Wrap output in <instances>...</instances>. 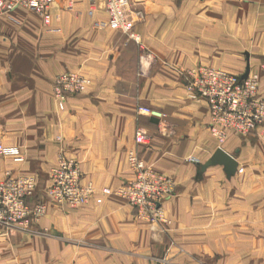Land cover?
<instances>
[{
    "label": "crops",
    "instance_id": "1",
    "mask_svg": "<svg viewBox=\"0 0 264 264\" xmlns=\"http://www.w3.org/2000/svg\"><path fill=\"white\" fill-rule=\"evenodd\" d=\"M129 1L137 40L108 25L102 0H76L72 6L54 2L53 32L25 8L0 16V144L25 156L17 162L0 155V179L7 172L34 175L47 188L51 169L64 155L78 159L85 181L99 189L77 208L58 205L41 190L31 200L47 201V212L35 225L51 233L27 246L36 248V264H158L174 244V253L179 247L191 250L192 236H201V186L228 172L220 164L203 170V163L222 148L239 162L234 172L239 174L243 152L248 158L261 138L256 131L231 134L227 146L220 147L210 131L208 103L188 97L184 73L205 59L201 27H213L231 49L219 58L236 61L217 67L236 75L256 71L264 96V0ZM68 71L83 73L93 83L85 94L68 97L62 110L53 81ZM140 127L150 133L149 144H137ZM132 149L148 167L176 182V195L164 202L169 226L152 228L126 200L102 193L133 177L127 162ZM251 158L247 170L255 165ZM245 214L248 219L256 214L261 220L257 233L264 235V209ZM230 233L237 235L238 227H230Z\"/></svg>",
    "mask_w": 264,
    "mask_h": 264
},
{
    "label": "built area",
    "instance_id": "2",
    "mask_svg": "<svg viewBox=\"0 0 264 264\" xmlns=\"http://www.w3.org/2000/svg\"><path fill=\"white\" fill-rule=\"evenodd\" d=\"M56 1L58 0H0V15L17 8H26L40 15L45 24L50 25L53 19L51 5ZM66 1L70 6L76 2ZM102 1L108 14V25L137 40L130 1ZM135 14L141 15L140 12ZM184 80L190 99H204L208 103L210 130L218 141H226L231 134L247 136L264 126V96L260 94L258 73L249 71L243 77L221 68L198 65L186 70ZM92 83L90 77L77 71L58 74L53 82V92L60 109H65L68 97L85 94ZM145 111L159 118L165 116L162 112ZM135 139L137 144L146 145L150 143L151 135L140 127L136 130ZM0 155L13 157L17 162L25 161V156L16 147L0 144ZM127 161L133 177L116 189L103 188L102 193L125 199L135 208L137 217L149 223L152 228L171 225L164 202L174 195L175 180L148 167L137 149L129 151ZM50 178V197L56 204L68 208L87 204L99 192L94 183L85 181L81 162L76 158L61 156L52 168ZM38 187L39 179L34 175H13L7 172L0 179V228L28 226L33 220H39L46 214L48 205L45 202H31ZM158 264L181 263L164 256L158 260Z\"/></svg>",
    "mask_w": 264,
    "mask_h": 264
},
{
    "label": "rangeland",
    "instance_id": "3",
    "mask_svg": "<svg viewBox=\"0 0 264 264\" xmlns=\"http://www.w3.org/2000/svg\"><path fill=\"white\" fill-rule=\"evenodd\" d=\"M29 11L32 12L31 10ZM12 13L13 11L0 16H9ZM42 21L43 28L47 32L56 30L52 23L46 25L43 18ZM222 38L224 40V36ZM223 40L220 41L214 35L213 27H201V50H204L206 55L205 59H201L200 65L217 67L232 65V63L236 62L229 57L223 56L221 59L219 58L221 54L225 53L224 51H231L230 45ZM220 50L223 53H219ZM225 55H228V52ZM246 55L249 57V53ZM262 68H264V63ZM253 72L257 73L256 71ZM255 134H260L261 138L254 146L253 151H249L251 153L248 158H246L247 152L243 150V159L241 161L245 165L238 169L239 174L227 172L225 177H218L215 181H207L206 184L201 186V236H192L195 239H192L194 244L191 250L179 247V251L174 253L172 252V247L177 245L171 246L166 253L169 259L181 264H218L219 261L224 264H234L236 262V264H264V251L261 250L264 243V235L257 233L258 230L256 229L258 225H261V220L256 218V214L253 217L254 219H248L245 214L246 210H253L254 212L259 210L261 212L264 209V202H262V195L264 194V127L258 128ZM228 139L224 142L218 141L220 147H226ZM61 156L58 157V160ZM251 157H253L255 165L253 169L250 167L247 170L246 162H252ZM189 161L194 162L197 159L190 157ZM201 182L203 181L201 180ZM44 189H46V192H43ZM40 190L42 191L41 194H46L47 199L50 198L53 201L49 195V186L45 188L43 185L38 187L32 199L40 195ZM176 193L177 186L174 195L171 197L175 196ZM247 195L250 198L252 196L253 199H251L254 202L251 203V199H248V202ZM39 202L47 204L44 199H39V201H33L32 203ZM231 212H233L232 219L230 218ZM40 219L33 220L28 226H20L13 229L0 228V258H3L0 264H36V248L29 250L27 246L29 244L36 246L39 238L51 234L35 225L38 224ZM232 226L238 227L237 235L230 233V227ZM200 237L201 240H199ZM230 247L238 250H235V252L230 251ZM179 255H187L190 258L188 261H180L177 259Z\"/></svg>",
    "mask_w": 264,
    "mask_h": 264
},
{
    "label": "water",
    "instance_id": "4",
    "mask_svg": "<svg viewBox=\"0 0 264 264\" xmlns=\"http://www.w3.org/2000/svg\"><path fill=\"white\" fill-rule=\"evenodd\" d=\"M249 69L247 72L243 75V77H246L249 73ZM224 165L228 169V172H235L237 170L238 163L233 155L226 152L224 149L220 148L217 150V152L214 154V156L208 160L205 164L202 165V169L205 170L208 167L212 165Z\"/></svg>",
    "mask_w": 264,
    "mask_h": 264
}]
</instances>
